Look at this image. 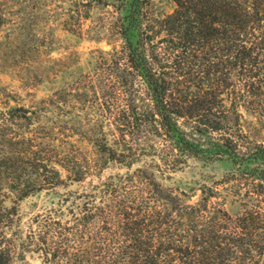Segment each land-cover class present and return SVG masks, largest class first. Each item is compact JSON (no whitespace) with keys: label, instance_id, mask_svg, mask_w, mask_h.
<instances>
[{"label":"trees","instance_id":"trees-1","mask_svg":"<svg viewBox=\"0 0 264 264\" xmlns=\"http://www.w3.org/2000/svg\"><path fill=\"white\" fill-rule=\"evenodd\" d=\"M111 1L121 44L97 64L100 165L54 144L63 116L0 109V264H258L264 212L230 215L219 197L237 175L264 201V0ZM190 158L231 168L195 202L158 180ZM109 162L125 171L102 178ZM41 192L50 206L19 236L17 201Z\"/></svg>","mask_w":264,"mask_h":264},{"label":"rangeland","instance_id":"rangeland-1","mask_svg":"<svg viewBox=\"0 0 264 264\" xmlns=\"http://www.w3.org/2000/svg\"><path fill=\"white\" fill-rule=\"evenodd\" d=\"M152 2L156 11L167 13L173 8L171 0ZM0 13L5 18L0 29V109L23 106L41 113L43 121L63 116L67 128L57 129L58 140L54 144L100 165L104 157L98 155L89 138H95L98 129L94 125L105 107L99 91L103 71L97 65L103 56L101 52L119 49L121 44L116 29L118 12L112 1L0 0ZM93 85L97 86L96 95L85 93ZM249 120L253 119L246 116L243 121ZM260 134L264 137V130ZM108 138L112 141L114 134ZM105 165L102 178L125 171L111 162ZM230 170L224 161L204 163L190 158L177 171L160 175L158 180L192 194L190 202H195L202 195L203 185H212ZM232 178L220 187L219 200L224 202L227 212L230 215L244 210L264 212V201L256 205L259 196L254 194L252 180L241 179L238 187L239 177ZM92 179L96 182L95 177ZM225 186L227 189L223 190ZM3 191L4 205L14 204L15 195ZM50 197L41 192L17 201L13 229L19 236L28 230L34 215L50 206ZM0 218L5 219L1 215ZM260 232L263 235L264 229ZM25 258L30 264H39L36 255L27 253ZM258 261L264 264V254Z\"/></svg>","mask_w":264,"mask_h":264}]
</instances>
